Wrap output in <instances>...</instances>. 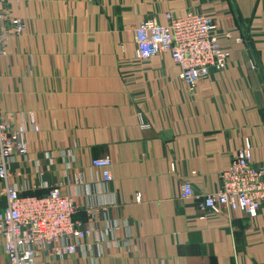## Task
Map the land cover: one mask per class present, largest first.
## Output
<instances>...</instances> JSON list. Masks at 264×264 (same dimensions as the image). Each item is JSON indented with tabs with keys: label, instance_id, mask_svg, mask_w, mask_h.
I'll use <instances>...</instances> for the list:
<instances>
[{
	"label": "crops",
	"instance_id": "crops-1",
	"mask_svg": "<svg viewBox=\"0 0 264 264\" xmlns=\"http://www.w3.org/2000/svg\"><path fill=\"white\" fill-rule=\"evenodd\" d=\"M2 9L25 30L0 56V117L28 143L5 184L33 197L59 187L92 231L75 254L39 253L35 264H264V211L201 207L246 141L264 166V0H0ZM188 12L213 18L231 55L194 92L169 55L140 61L135 41L141 23ZM104 158L109 183L92 166Z\"/></svg>",
	"mask_w": 264,
	"mask_h": 264
},
{
	"label": "built area",
	"instance_id": "built-area-1",
	"mask_svg": "<svg viewBox=\"0 0 264 264\" xmlns=\"http://www.w3.org/2000/svg\"><path fill=\"white\" fill-rule=\"evenodd\" d=\"M167 24L155 21L141 23L135 30L137 57L146 62L167 54L179 67V78L190 92L209 78L212 72H224L230 63V52L221 46L222 35L213 18L188 12L175 18L165 15ZM0 56L8 40L23 35L21 19L7 16L0 10ZM249 141L222 175V186L202 199V209L214 214L243 212L257 218L264 211V166L253 162ZM28 143L24 132H13L0 117V181L4 187L0 197L6 206L0 208V236L4 240V264H35L39 253L58 258L76 253L82 240L92 231L75 221L77 206L73 197L54 187L43 197L23 196L5 184L8 167L15 157L25 158ZM92 166L103 170V181H112L109 158L97 159ZM193 196V186L185 182L181 198ZM137 201H140L138 197ZM203 219L205 217H202Z\"/></svg>",
	"mask_w": 264,
	"mask_h": 264
}]
</instances>
